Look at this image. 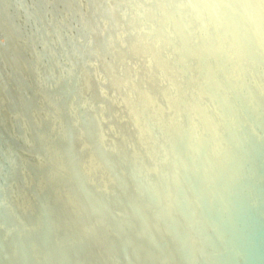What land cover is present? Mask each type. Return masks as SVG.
<instances>
[{"label": "bare ground", "instance_id": "6f19581e", "mask_svg": "<svg viewBox=\"0 0 264 264\" xmlns=\"http://www.w3.org/2000/svg\"><path fill=\"white\" fill-rule=\"evenodd\" d=\"M263 92L264 0H0V264H259Z\"/></svg>", "mask_w": 264, "mask_h": 264}, {"label": "water", "instance_id": "95a60500", "mask_svg": "<svg viewBox=\"0 0 264 264\" xmlns=\"http://www.w3.org/2000/svg\"><path fill=\"white\" fill-rule=\"evenodd\" d=\"M262 95H264V92L262 93ZM263 115H264V112H263ZM250 119H251V121L249 123H247ZM246 128H247V135L242 134L240 139L246 140L247 143H249L252 146L251 158H252V161L254 163L257 162V166H253V168L249 165H247L245 167L243 164L240 165L239 171H241V174L244 173L243 177L247 178L246 183H248L249 179H250V175L252 174L251 171L257 173L258 175L261 174V171H264V137H263V139H260V137L258 135V134H260V135L264 134V130H263L264 127H263V124L261 122V116L260 115L259 116L253 115L250 118V116L246 115ZM234 132H235V129H234ZM255 137L257 138L256 142H258L260 146L255 142V140H253ZM234 143H235V141L234 142H228L226 144V146L228 147V149L230 151L231 150L233 151ZM262 155H263V158L261 157ZM246 183L242 187L244 190L250 191L251 187ZM228 186H229V183H228ZM252 187H254V185ZM226 205H229V203L227 201H226L225 206ZM235 208L236 207H234V209ZM233 215L234 214H232V216ZM263 234H264V232L262 231V233L260 234V237L255 236L253 239L254 240L253 242H255L253 252H255V254H259L258 249L260 250L261 253H264V237H263ZM249 235H250V232H248V237H249ZM236 238H237V240H240V237H236ZM236 238H233L231 240V243L230 242L228 243V249H230L231 253H232L230 260L233 261L234 263H236V261H237V258L236 259H234V258L237 255H239V257H240V253H237L234 251V248L237 244ZM246 240H248V239H246ZM259 257H260L259 264H264V255L260 256V254H259ZM242 263L243 262H240V264H242ZM245 264H258V263L254 262V261H249V263L245 262Z\"/></svg>", "mask_w": 264, "mask_h": 264}]
</instances>
